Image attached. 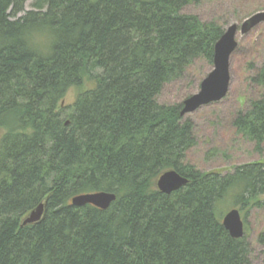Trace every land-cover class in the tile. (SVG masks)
Returning a JSON list of instances; mask_svg holds the SVG:
<instances>
[{"label":"trees","instance_id":"16d2710c","mask_svg":"<svg viewBox=\"0 0 264 264\" xmlns=\"http://www.w3.org/2000/svg\"><path fill=\"white\" fill-rule=\"evenodd\" d=\"M26 1L0 0V264H250L215 207L259 206L264 162L199 172L184 163L195 141L181 105L157 102L193 62L212 64L223 31L182 13L200 0H32L16 19ZM254 82L234 127L260 150L264 67ZM170 170L188 183L165 195L155 183ZM97 192L116 199L71 204Z\"/></svg>","mask_w":264,"mask_h":264},{"label":"rangeland","instance_id":"374dc122","mask_svg":"<svg viewBox=\"0 0 264 264\" xmlns=\"http://www.w3.org/2000/svg\"><path fill=\"white\" fill-rule=\"evenodd\" d=\"M31 4L32 0H27L23 4V12L16 19L31 12ZM261 12H264V0H200L182 10L184 15L194 16L203 24H215L223 33L230 26L237 27V44L229 59L226 96L182 117L183 121L191 123L195 141L184 163L201 173L224 176L232 174L235 168L264 162V145L257 150L255 144L239 135L234 127L237 114L260 95V88L254 80L264 67V22L245 34L240 33V27L245 20ZM212 70L213 65L204 60L193 62L179 79L164 85L157 97L158 104L171 107L182 105L199 92L202 81ZM85 85L89 87L91 84ZM79 91L77 88L69 90L62 100V106H70ZM260 200L259 206L240 210L228 196L224 203L215 207L219 220L232 209L239 211L243 222L242 238L247 244L250 264H264V196Z\"/></svg>","mask_w":264,"mask_h":264},{"label":"water","instance_id":"95a60500","mask_svg":"<svg viewBox=\"0 0 264 264\" xmlns=\"http://www.w3.org/2000/svg\"><path fill=\"white\" fill-rule=\"evenodd\" d=\"M262 22H264V12L257 13L242 23L240 33L245 34ZM236 32L237 27L235 25L230 26L215 43L212 57L213 70L202 81L199 92L183 102L179 113L180 117L194 112L201 106L218 102L226 96L229 87V59L237 44L235 41ZM187 183L188 180L186 178L170 170L158 177L155 186L160 193L169 195L181 189ZM115 199L114 194L97 192L73 197L71 204L75 207L91 205L97 209L106 210ZM43 210L44 204L40 203L27 214L23 219L22 225L25 226L38 222L43 214ZM221 222L230 237L234 239L242 238L243 222L237 209L227 212Z\"/></svg>","mask_w":264,"mask_h":264},{"label":"clouds","instance_id":"9594fccd","mask_svg":"<svg viewBox=\"0 0 264 264\" xmlns=\"http://www.w3.org/2000/svg\"><path fill=\"white\" fill-rule=\"evenodd\" d=\"M52 37L44 34L37 33L34 36L30 38V42L35 43V44H41L45 42H50Z\"/></svg>","mask_w":264,"mask_h":264}]
</instances>
